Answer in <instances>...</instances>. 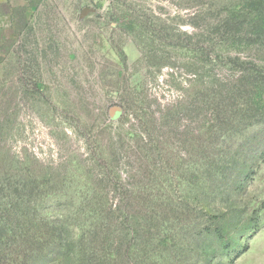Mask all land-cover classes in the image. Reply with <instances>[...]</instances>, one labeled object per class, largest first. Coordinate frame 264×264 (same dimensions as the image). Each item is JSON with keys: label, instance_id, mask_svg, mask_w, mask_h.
Segmentation results:
<instances>
[{"label": "rangeland", "instance_id": "374dc122", "mask_svg": "<svg viewBox=\"0 0 264 264\" xmlns=\"http://www.w3.org/2000/svg\"><path fill=\"white\" fill-rule=\"evenodd\" d=\"M246 3L0 10V203L18 188L37 217L0 264H54L33 229L54 215L74 238L59 264H91L92 212L124 236L97 264H264V40L224 28L234 13L250 38Z\"/></svg>", "mask_w": 264, "mask_h": 264}, {"label": "trees", "instance_id": "16d2710c", "mask_svg": "<svg viewBox=\"0 0 264 264\" xmlns=\"http://www.w3.org/2000/svg\"><path fill=\"white\" fill-rule=\"evenodd\" d=\"M245 7L247 9V13L250 15L248 22H244L249 24L252 28V31L250 32L251 34L248 35L250 38H239L241 37L240 34L243 35V32H241L242 24L233 18L235 16L234 13H232V15L224 23L226 35L229 36V40L231 41H235L236 39L245 40L244 42L247 44L264 40V0H248V4L246 3ZM30 203V201L22 198L21 190L18 188H14L12 201H2L0 203V240H2V238L11 240V236L13 235H24V233L17 234L15 230H25L27 229V224L31 223L30 220L37 219V217L31 218L30 214L24 210L25 205ZM124 204L125 203H123L122 206H117V210L121 209L122 213L126 211ZM104 206L106 213L107 205ZM106 220L107 218L103 212H92L91 248H76L75 254H80L82 258L91 256V264H97V261L104 256L103 253L106 251V247L108 245L110 247V245L116 241L117 246L110 247L108 254L113 257L120 254L118 248H120L121 244H119V242L124 239V236L118 233V240L115 241L114 239H110L108 236L109 229L103 225ZM71 224L72 223L67 222L62 215H54L53 217L44 216L39 219L36 228H33L36 236L41 239L40 242L44 240V246L42 249L47 250V255L51 257L50 262L54 264H59L61 260L60 252L63 247L74 245V238L69 233V229H67V226L68 228L72 226ZM134 225L139 226V223L134 221ZM64 226H66L68 231V238H64L61 235ZM206 232L209 231L207 230Z\"/></svg>", "mask_w": 264, "mask_h": 264}, {"label": "crops", "instance_id": "0c3cea01", "mask_svg": "<svg viewBox=\"0 0 264 264\" xmlns=\"http://www.w3.org/2000/svg\"><path fill=\"white\" fill-rule=\"evenodd\" d=\"M29 0H0V10H11L15 8H27ZM2 14H0V18Z\"/></svg>", "mask_w": 264, "mask_h": 264}]
</instances>
